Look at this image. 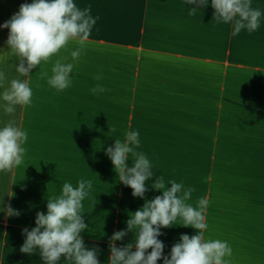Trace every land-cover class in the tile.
Instances as JSON below:
<instances>
[{"label":"crops","instance_id":"obj_1","mask_svg":"<svg viewBox=\"0 0 264 264\" xmlns=\"http://www.w3.org/2000/svg\"><path fill=\"white\" fill-rule=\"evenodd\" d=\"M22 3L31 0H0V24ZM75 3L90 6L99 17L80 57L71 60L70 50L79 45L69 41L40 71L37 65L20 77L32 86L31 106H17L11 117L0 115V121L14 118L28 133L23 162L0 172L4 206L19 211L12 216L6 207L0 211V264H43L39 252L20 251L22 229L35 227L36 213H46L48 197L65 181L75 185L81 178L91 180L92 189L81 210L88 227L79 235L86 247L99 249V264H109L114 232L126 231L116 246L133 243L135 232L126 221L145 200L132 196L112 163L106 168L105 101L112 108L113 142L125 130H138L137 150L152 161L154 175L145 182L144 197L162 194L151 187L160 176L165 183L174 179L191 186L188 203L195 205L201 196L209 200L205 238L227 240L232 264H264V17L256 31L233 36L230 23L213 17L210 0L193 14L185 0ZM251 6L264 12V0H251ZM8 33L0 28V52L8 51ZM57 57L74 64L73 82L63 91L42 75H51ZM18 63L4 54L9 79L19 77ZM96 84L106 91L91 92ZM180 224L178 218L161 228L164 249L157 264L181 234L197 233ZM58 264L73 262L62 256Z\"/></svg>","mask_w":264,"mask_h":264},{"label":"clouds","instance_id":"obj_2","mask_svg":"<svg viewBox=\"0 0 264 264\" xmlns=\"http://www.w3.org/2000/svg\"><path fill=\"white\" fill-rule=\"evenodd\" d=\"M214 9L213 17L218 23L231 24L233 36L242 30L249 33L256 31L261 25L264 12L251 6V0H210ZM192 5L189 14L209 3V0H185ZM99 19L91 15L90 6L79 8L75 0H31L22 3L19 10L10 19L0 24V28H8L6 40L7 52H0V114L12 116L17 106H31L32 86L20 77L30 76L31 69L43 62H48L64 49L69 41L79 46L70 50L71 60L82 54L93 26ZM15 56L19 63L15 72L19 77L8 78L4 64V54ZM68 57H57L51 65V75L47 84L63 91L70 87L74 75V64ZM102 74H97L99 81ZM7 81V83H5ZM93 93H103L106 89L96 84L90 89ZM115 129H113L114 131ZM28 139L27 130L18 126L14 118L6 122L0 121V172L19 166L25 157ZM139 131L125 130L123 139L116 138L114 144L105 149L119 181L132 189L133 197L145 200L142 207L129 214L127 229L135 232L133 243L116 246L126 231L121 229L109 237V264H157L164 249L163 242L158 239L163 235L161 228L175 225L179 218L183 226H191L197 233L191 237L181 234L179 241L172 245L168 255L163 256V264H232L233 249L227 240L205 238L208 228L205 210L209 204L206 196H201L195 205L188 203L194 189L184 183L169 179L165 183L162 176L151 185L160 190L151 200L144 197L148 187L145 182L154 175L152 161L137 149L140 147ZM131 161V166L127 163ZM170 184V187H166ZM92 189V181L81 178L75 185L65 181L59 193L49 196L46 213L37 212L35 227L22 229L25 235L20 251L27 254L39 252L43 264H58V261H71L73 264H99L98 248L85 246L81 236L88 225L82 218L83 201ZM4 196V195H3ZM0 197V211L8 216L19 215V211L10 205L4 206ZM133 244L135 250L133 251ZM151 249L150 252L146 250Z\"/></svg>","mask_w":264,"mask_h":264},{"label":"rangeland","instance_id":"obj_3","mask_svg":"<svg viewBox=\"0 0 264 264\" xmlns=\"http://www.w3.org/2000/svg\"><path fill=\"white\" fill-rule=\"evenodd\" d=\"M105 107H106V112L104 116V123L101 125L102 130L105 132V137L103 140V146L106 149L109 146H112L114 144L113 139L111 137V132H112V108L109 105L107 101H105ZM109 107V108H108ZM2 115V114H0ZM16 115V114H14ZM107 157V156H106ZM108 164H111L110 159H107L106 163V168H108Z\"/></svg>","mask_w":264,"mask_h":264}]
</instances>
